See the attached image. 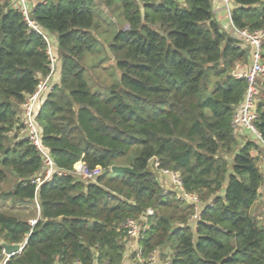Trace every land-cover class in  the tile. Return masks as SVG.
Masks as SVG:
<instances>
[{"label": "trees", "instance_id": "obj_1", "mask_svg": "<svg viewBox=\"0 0 264 264\" xmlns=\"http://www.w3.org/2000/svg\"><path fill=\"white\" fill-rule=\"evenodd\" d=\"M232 1L237 28L264 30V0ZM28 4L37 30L14 0H0V200L36 203L39 214L30 226L0 211V264H126L127 218L142 224V256L156 251L160 264H264V171L254 155L264 147L233 126L246 91L235 73L249 70L252 49L222 30L211 0ZM101 17L117 27L107 40L116 78L92 88L87 57L105 32ZM44 36L56 39L58 80L35 121L55 171L38 186L45 166L18 132L22 104L49 72ZM255 109L264 141V102ZM156 159L204 203L200 220L160 183ZM80 161L100 171L84 178L74 169ZM7 170L15 184L3 191ZM2 242L22 248L7 258Z\"/></svg>", "mask_w": 264, "mask_h": 264}, {"label": "built area", "instance_id": "obj_2", "mask_svg": "<svg viewBox=\"0 0 264 264\" xmlns=\"http://www.w3.org/2000/svg\"><path fill=\"white\" fill-rule=\"evenodd\" d=\"M16 4L21 8L24 18L26 19L28 25L37 30V27L32 23L29 18V4L28 0H14ZM222 4L223 11L226 16V21L221 24L222 30L229 33L233 38H235L240 45L243 47H250L252 49L251 54V66L247 71H238L235 73L237 77L245 78L246 80V91L244 95V100L235 112L233 116V126L235 130L246 131L251 135L254 142L261 147H264V141L256 127V120L258 114L255 109L256 97L258 95V80L264 79V59L262 58V41L264 40V30H255L249 31L247 29L237 28L231 19V11L233 9L232 0H220ZM44 39L47 43V54L49 59V72L39 80V83L35 91L26 97L25 102L22 104L21 113L19 115L20 130L18 132V138H25L30 141L32 145L36 147L39 151V154L42 158V162L45 166L44 177L36 178L35 182L39 186L44 180L48 179L51 174L55 171L54 163L49 155V153L43 148L41 144V130L38 124L35 121V116L37 112V106L40 99L50 92L53 87V79L57 74V62L58 58L53 52V45L50 38L44 36ZM82 168H76L77 172L84 178L91 177L94 174H97L100 171V168L97 167L93 171H88L86 166L80 161ZM152 166L156 169V172L159 177L167 178L172 185V189L175 191L176 198L184 201L190 205H193L194 211L190 217L191 221H198L201 218V209L204 206V203L201 202L199 197L194 194L187 192L182 184L181 178L178 173L173 172L168 169L158 168V160L152 161ZM39 214V213H38ZM152 210L148 209L145 215H151ZM37 218L28 220L30 226H34ZM129 238H133L136 243L138 242L140 235V225L138 220L127 218L120 223ZM139 246V245H138ZM136 258L138 262H143L144 257L142 256L140 247H136ZM4 253V252H3ZM158 252H152L148 261L149 264H160L158 262ZM8 258V256H6ZM157 257V260H156ZM102 264H107L104 262ZM143 264V263H142ZM145 264V263H144ZM161 264H171L169 259H166Z\"/></svg>", "mask_w": 264, "mask_h": 264}, {"label": "rangeland", "instance_id": "obj_3", "mask_svg": "<svg viewBox=\"0 0 264 264\" xmlns=\"http://www.w3.org/2000/svg\"><path fill=\"white\" fill-rule=\"evenodd\" d=\"M103 18L104 17H101L100 21H102L101 27L102 29L104 27L105 32L100 33L98 35V39L100 40V43L98 45L97 51L94 52L91 56L87 57V67L88 68H87L86 78L88 79V83L93 86V87L91 86L92 88L96 87L99 84L103 85L104 83H107L108 81L114 80L116 78L115 74H111V71L115 72L114 60L111 57V54L109 53L107 49L108 48L107 40L113 36V34L117 30V27L113 29L112 28L113 24L106 18H105L106 20H104ZM53 52L58 57L57 49L55 50L54 47H53ZM56 70L58 74V64H57ZM259 84H260V80H258V88H259ZM257 101L264 102V95H262V93L259 91L256 97V103ZM78 164L77 166L76 164L74 166L76 173H78L76 168L81 169L80 164L79 165ZM6 173H7V178L2 183V186H1L2 188L1 190L3 191H8L12 189L15 184V179L11 171L7 170ZM159 181L163 185V187H166L167 185L168 187L172 188V185L170 183L166 184L163 181V178L159 177ZM0 211L5 214L15 215L18 218L27 220V221L30 219L37 218L38 213H39V209L36 203H27V204L19 205V204H13L10 199L0 200ZM260 211L261 213L259 214V216H261V218L259 220V224L264 226V205L262 206ZM139 224H140V227H142L141 222ZM126 245L128 247V250L125 251V255H124L126 264L137 263L138 262L137 258L135 259L131 258V255L135 253L136 247H139L138 242L136 243V241L133 238L126 237ZM156 256H158V254H156ZM156 260H157V257H156ZM141 261L143 262H139V263L149 264L148 258H144V260H141Z\"/></svg>", "mask_w": 264, "mask_h": 264}, {"label": "crops", "instance_id": "obj_4", "mask_svg": "<svg viewBox=\"0 0 264 264\" xmlns=\"http://www.w3.org/2000/svg\"><path fill=\"white\" fill-rule=\"evenodd\" d=\"M211 3H212V11H213V14L214 16L217 18V20L222 24L226 21V16H225V13L223 11V8H222V4H221V1L220 0H211ZM30 5L32 6L33 3L31 4V1H30ZM52 43L54 46H56V39L54 36H52ZM57 74L56 76L54 77L53 79V83L56 84L57 83ZM245 136L247 137L246 139H251L252 137L247 134V132L245 133ZM254 155L256 156V161L257 163L260 165V167L262 168V170L264 171V149H261L258 147L257 150L254 151ZM163 178V177H161ZM163 181L167 184L168 179L165 177L163 178ZM164 188H169L167 185L166 187ZM260 195H261V203H263L264 205V185L261 187V190H260Z\"/></svg>", "mask_w": 264, "mask_h": 264}, {"label": "water", "instance_id": "obj_5", "mask_svg": "<svg viewBox=\"0 0 264 264\" xmlns=\"http://www.w3.org/2000/svg\"><path fill=\"white\" fill-rule=\"evenodd\" d=\"M110 170L112 172L134 173L133 169L130 166H124V165H112L110 167ZM135 174H137V173H135ZM1 245L3 247L4 254L6 256H8V257H10V256L14 255L15 253L19 252L21 250V248H22V246L20 244H10V243L2 242Z\"/></svg>", "mask_w": 264, "mask_h": 264}, {"label": "bare ground", "instance_id": "obj_6", "mask_svg": "<svg viewBox=\"0 0 264 264\" xmlns=\"http://www.w3.org/2000/svg\"><path fill=\"white\" fill-rule=\"evenodd\" d=\"M80 167L82 168L81 164H80Z\"/></svg>", "mask_w": 264, "mask_h": 264}]
</instances>
